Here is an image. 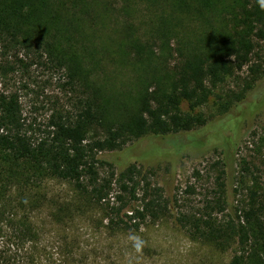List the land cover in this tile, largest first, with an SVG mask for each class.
Listing matches in <instances>:
<instances>
[{"label":"trees","instance_id":"1","mask_svg":"<svg viewBox=\"0 0 264 264\" xmlns=\"http://www.w3.org/2000/svg\"><path fill=\"white\" fill-rule=\"evenodd\" d=\"M254 38L264 39L257 0H0V264L49 258L35 218L51 180L72 192L47 215L61 231L86 216L117 237L171 218L148 179L161 165L111 154L204 128V107L250 61ZM28 62L56 75L62 94L44 124L24 116L18 92L26 87H16ZM255 81L225 101L217 96L219 114ZM248 192L241 206L220 195L209 212L172 215L173 223L230 252L227 264H264V201ZM70 238L62 246L77 249ZM70 252L59 264L86 262Z\"/></svg>","mask_w":264,"mask_h":264},{"label":"rangeland","instance_id":"2","mask_svg":"<svg viewBox=\"0 0 264 264\" xmlns=\"http://www.w3.org/2000/svg\"><path fill=\"white\" fill-rule=\"evenodd\" d=\"M254 41L256 47L247 65L227 79L204 107L211 117L204 128L176 137L133 141L125 153L111 154L123 163L135 157L144 163L161 165L153 174H148V179L163 190L172 214L171 218L146 225L136 233L146 242L142 252L133 250L128 233L117 237L105 233L88 223L86 216L62 226L63 231L52 224L47 215L52 207L54 209V201L66 202L71 199L72 192L66 184L51 180L41 190L40 213L37 212L35 218L41 226L42 241L47 245L50 261L46 257L28 264H59L61 255L68 249L70 253L75 251L77 255L87 256L86 262L81 264H227L230 252L220 253L195 240L185 229L174 225L172 215L209 212L207 203H214L220 195L233 205L241 206L248 191L253 189L264 201V39L254 38ZM27 64L25 73L14 76L16 87H26L18 92L23 113L32 121L44 124L52 109L62 103L57 76L42 66ZM251 69L257 72L253 74ZM252 76L256 81L244 99L220 115L216 97L227 100V96L242 90L244 81ZM223 171L228 178L221 177ZM102 176L106 173L102 172ZM221 183L225 186L221 187ZM213 212L216 214V210ZM64 236L71 237L78 248L72 250L69 245L62 246Z\"/></svg>","mask_w":264,"mask_h":264},{"label":"clouds","instance_id":"3","mask_svg":"<svg viewBox=\"0 0 264 264\" xmlns=\"http://www.w3.org/2000/svg\"><path fill=\"white\" fill-rule=\"evenodd\" d=\"M260 8L262 10H264V0H257ZM127 239L128 241L131 242V246L133 248V250L136 252V253H140L142 252L143 248L145 247V240L143 239V237H141L140 235H137V234H129L127 236Z\"/></svg>","mask_w":264,"mask_h":264}]
</instances>
